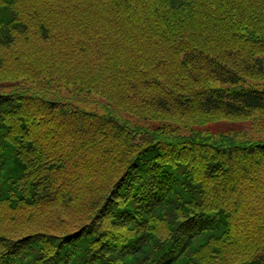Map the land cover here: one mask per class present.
I'll return each instance as SVG.
<instances>
[{
	"label": "trees",
	"instance_id": "16d2710c",
	"mask_svg": "<svg viewBox=\"0 0 264 264\" xmlns=\"http://www.w3.org/2000/svg\"><path fill=\"white\" fill-rule=\"evenodd\" d=\"M172 4L0 0V264H264V140L196 122L264 111V0Z\"/></svg>",
	"mask_w": 264,
	"mask_h": 264
},
{
	"label": "rangeland",
	"instance_id": "374dc122",
	"mask_svg": "<svg viewBox=\"0 0 264 264\" xmlns=\"http://www.w3.org/2000/svg\"><path fill=\"white\" fill-rule=\"evenodd\" d=\"M173 8V15H178L179 9L176 5L172 4V0H169ZM82 22H86L82 20ZM142 39V36H140ZM215 51V50H214ZM213 51V52H214ZM263 56V55H262ZM55 68H59L62 71L64 70L61 62H57V66ZM247 83L252 87L264 89V75L256 76L246 75ZM5 81V78L0 79V83ZM6 82L0 84V86H5ZM129 113V111H125L124 114ZM138 112V116L141 123H147L148 121H153L155 118L164 117L159 115L154 111H150L149 113ZM134 118V115H133ZM166 118V117H165ZM169 118V117H168ZM173 128L176 129V133H188V129L183 125V122H175V120L170 121ZM200 126V129H204L211 133L219 135H226L233 142L237 141L241 144H251L257 140H264V111H256L253 110L249 112L247 115L240 118H226L222 116H206L201 120L196 121ZM206 134V133H204ZM226 136H224L226 138ZM219 138V137H217Z\"/></svg>",
	"mask_w": 264,
	"mask_h": 264
}]
</instances>
